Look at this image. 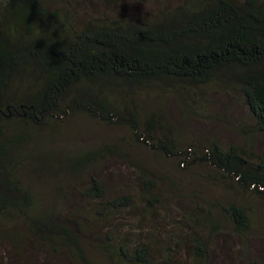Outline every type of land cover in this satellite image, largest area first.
Here are the masks:
<instances>
[{
    "label": "trees",
    "instance_id": "trees-1",
    "mask_svg": "<svg viewBox=\"0 0 264 264\" xmlns=\"http://www.w3.org/2000/svg\"><path fill=\"white\" fill-rule=\"evenodd\" d=\"M103 1L99 14L76 24L79 0H66L64 9L0 0V216L17 210L28 217L26 233L15 238L31 239L37 254L58 264H208L227 239L237 262L263 264L264 236L252 235L257 219L244 201L264 202V150L215 138L180 147L160 110L144 113L129 95L173 89L205 107V93L232 91L254 131L264 133V0H182L154 14ZM70 113L126 136L62 160L80 206L62 200L66 212L56 205L29 215L35 203L20 168L34 153L24 143ZM132 145L177 166L163 173ZM115 159L128 163L133 181L104 171ZM52 163L62 164L56 156ZM205 165L209 171L195 168ZM185 191L188 201L177 203ZM173 200L180 218L156 221Z\"/></svg>",
    "mask_w": 264,
    "mask_h": 264
},
{
    "label": "rangeland",
    "instance_id": "rangeland-1",
    "mask_svg": "<svg viewBox=\"0 0 264 264\" xmlns=\"http://www.w3.org/2000/svg\"><path fill=\"white\" fill-rule=\"evenodd\" d=\"M46 1L51 9H64L63 6L66 3V0ZM79 1L80 3L74 5L72 9V11L76 10L74 17L76 24H79V21L83 20L82 17H87L90 13L99 14L100 6L105 4L103 0ZM125 1L129 2L133 8L137 5L142 7L145 14H154L163 4L169 2L171 5H175L182 0ZM154 89L137 91L129 97L135 101L137 107L144 113L160 110V114L171 123L172 133L180 147H185L193 142L207 143L209 138H215L225 144L237 142L252 146L258 151L264 150V133L254 131V120L251 118L247 107L241 99L236 97L234 92H226L219 88L216 89L217 91L207 92L204 94L203 101L205 107H199L190 103L185 96L179 95L173 89L165 90L163 94L158 93L159 89ZM63 120V122L53 124L46 131L31 133L28 136L30 142L24 143L26 150L34 153V156L22 159L20 168L21 177L24 183L31 188L35 203V207L32 208L29 215L56 205L62 207L60 203L62 200L66 201V205L68 204L70 207L80 206L84 199L82 200L78 195L71 192L74 189L70 184V178H73L69 176L71 168L68 164H63L62 160L75 157L86 149L102 146L107 139L126 136V130L121 127L102 123L77 113H70L64 116ZM132 151L136 157L144 158L147 165L157 167L163 173H170L177 166L175 160H169V158L155 154L150 150L132 145ZM53 156H56L57 161L62 163L59 164V167L52 163ZM115 164H119L117 169H113ZM127 164L115 159L113 164L108 163V166H104V171L115 178L114 172L117 173L120 170L133 181V175L131 170L127 168ZM195 168L205 172L210 169L207 165L204 167L196 166ZM184 172L186 173L188 170ZM81 183L83 184V182ZM203 186L206 185L202 184L201 189ZM62 189L64 190L63 193ZM207 191V189H202L203 193ZM186 194L187 191H185V196L176 202L186 203L188 201ZM244 203L252 207V216L257 219V222H254L252 235L254 237L264 236V202L245 197ZM62 208L63 212H66V209ZM13 212L9 218L0 216V264H58L59 262L54 258L50 259L37 254L31 239L17 240L15 238L19 231L26 233L25 228L29 219L17 210ZM168 216L172 221H177L180 218L175 200L171 203L169 215L163 209H159L155 220L163 222ZM143 226L146 229L149 228V224L146 222ZM220 241L223 242L216 246L217 256L208 264H245L247 259L244 261L238 260L237 262L231 257L234 253L232 252L233 248H229V243L232 244L229 239ZM260 243L259 246L264 247V239L260 240ZM256 257L253 255L252 261ZM261 259L259 261L264 264V257H261ZM181 264L192 263L183 261Z\"/></svg>",
    "mask_w": 264,
    "mask_h": 264
}]
</instances>
